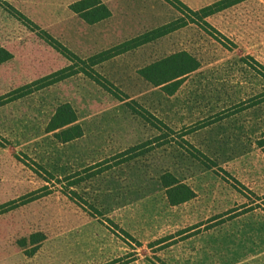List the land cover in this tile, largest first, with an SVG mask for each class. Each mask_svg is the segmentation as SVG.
Here are the masks:
<instances>
[{"label":"rangeland","instance_id":"1","mask_svg":"<svg viewBox=\"0 0 264 264\" xmlns=\"http://www.w3.org/2000/svg\"><path fill=\"white\" fill-rule=\"evenodd\" d=\"M76 1L0 0L12 54L0 98L70 65L40 31L85 61L180 18L163 0H126L124 17V0H108L116 19L87 25ZM180 1L198 11L219 0ZM205 21L212 30L189 24L94 67L120 99L78 74L0 105V264H264V0ZM179 52L199 67L172 95L139 75ZM66 103L82 136L61 143L46 127ZM165 174L195 197L170 206Z\"/></svg>","mask_w":264,"mask_h":264},{"label":"trees","instance_id":"2","mask_svg":"<svg viewBox=\"0 0 264 264\" xmlns=\"http://www.w3.org/2000/svg\"><path fill=\"white\" fill-rule=\"evenodd\" d=\"M163 1L174 10H176L180 14V18L168 24L159 26L135 38L127 40L108 50L100 52L85 61L81 60L78 56L72 53L60 42L55 40L48 33L40 31L41 38L44 40V42L55 51L63 55L70 62V65L46 77L36 80L31 84L12 91L10 94L0 98V100L2 101L0 105L15 101L78 74H84L96 85L118 98L119 96L112 92V89H114V87L104 78H102L94 70V67L116 56L129 52L142 45L148 44L168 34H171L189 24L202 25L204 26L203 29H205L206 32L207 29L212 30L209 24L205 21L208 17L215 13L228 9L234 5L242 3L246 0H219L209 6L201 8L198 11L191 10L180 0ZM69 9L87 25H94L111 17L110 9L102 0H78L72 3L69 6ZM21 17H23V19H26L24 18V16ZM27 21H29V23L33 25V27L37 28L32 22H30V20ZM214 33L218 36L216 40L219 41L222 36L215 31ZM11 59L12 54L6 49L0 47V65L10 61ZM81 64H87V68H82L80 66ZM198 67L199 62L194 57L186 52H179L139 70V75L154 87H161L168 95H172L178 89L182 80L187 75L197 70ZM76 122L77 116L73 108L67 103L62 104L57 107L53 116L49 120L46 131L47 133H55L54 137L59 142L67 143L82 136V129L78 124H76ZM162 137L163 135H160L152 141L134 146L120 153L113 159L121 158V161L123 162L134 159L150 151L152 147H154L151 146L152 143L160 141ZM162 143L164 142H160L157 145L161 146L163 145ZM108 162L109 161H105L87 168L84 170V173L92 171L96 167L101 168L97 172H92V174H89V176L87 177H92L96 174L106 171L107 169H109V166H105V164H107ZM80 181L82 180H76L70 185H76ZM161 183L166 190V197L170 206L183 204L195 197L194 192L187 185L181 184L170 174L163 175L161 177ZM71 193L74 194V192ZM123 233L128 236V234H126L125 232Z\"/></svg>","mask_w":264,"mask_h":264},{"label":"crops","instance_id":"3","mask_svg":"<svg viewBox=\"0 0 264 264\" xmlns=\"http://www.w3.org/2000/svg\"><path fill=\"white\" fill-rule=\"evenodd\" d=\"M106 5H107V7L110 9V11H111V17L110 18H108V19H106V20H104V21H101V22H99V23H97V24H94V25H101V24H103V23H109V22H113L115 19H116V13H115V11L111 8V6L109 5V1L108 0H102ZM133 3H132V8H138L139 7V5H140V3H142V0H133L132 1ZM127 2H126V0H124L123 2H122V10H121V12H120V14H119V16H122V17H124V5L126 4ZM141 7H142V5H141ZM114 26H116V30H120L121 32H124V18H123V20L122 21H119L118 22V25L116 24V25H114Z\"/></svg>","mask_w":264,"mask_h":264}]
</instances>
